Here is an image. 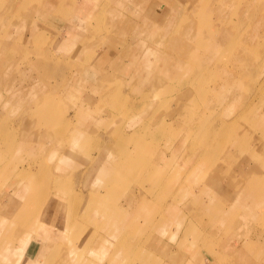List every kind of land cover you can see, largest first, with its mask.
Instances as JSON below:
<instances>
[{
  "label": "rangeland",
  "instance_id": "rangeland-1",
  "mask_svg": "<svg viewBox=\"0 0 264 264\" xmlns=\"http://www.w3.org/2000/svg\"><path fill=\"white\" fill-rule=\"evenodd\" d=\"M70 1L55 0V8L52 13L47 10L40 14L37 11L32 12L28 17L27 14L22 15L19 11L22 0H0V7L5 8L2 18H0L1 35L14 33L11 39L14 44L9 45V56H5L1 63L3 67L10 70V75L16 76L15 85H17V75L20 73L27 75L25 79L21 78L23 80L21 84L25 85L27 92L24 98L25 102L18 98V101L9 103L4 109L0 125V209L3 195L7 191H15L25 185L31 186L29 187L30 193L39 195L44 206L45 202L50 200L53 195L61 197L56 209V213L60 216L56 218L59 224L65 222L66 226L58 225L62 231L58 232L57 240L58 242L66 240L67 246L63 249L58 246L57 257L47 259V264H73L67 262L66 259L71 251L78 250L81 255L90 247L96 252L97 249H101L98 248L99 245H103V250L108 249L105 245L111 247L106 264L115 251L124 250L130 254H140L143 249H146L145 253L150 255V259H155L153 253L157 249L155 253H158L156 256L159 257V260L157 263L152 260L143 263L137 258L138 264H176L177 254L171 253L170 249L166 250L167 247H161L160 239L156 238L154 233L157 231L160 221L165 220L166 216L175 219L173 222L169 220L167 227L170 230L173 229L175 233L178 229L181 230L184 224L182 230L184 233L181 234L177 244L185 243L186 235L195 234L196 228L200 227L202 230L218 221L220 225L216 224L217 230H223L219 237L214 239L213 244L228 241L232 235H235L232 241H235L236 246L240 245V249L244 248L248 254L253 252L252 256L256 257L253 261L254 264H263L264 0H220L218 4V0H192L190 6L184 9L179 22L174 17L168 18L165 14L168 10L165 4H172L173 0H163V3L153 1L152 8L149 7L147 12L153 10L150 14L145 15L143 21L146 28L152 21V26L148 27L149 31L146 37L134 40L130 35L120 34V37L115 41L111 39L108 41L106 36L102 35L101 37L96 34L95 42H98V45L94 42L91 49L95 52H102L104 46L117 51L121 47L130 46V43L133 42H140L137 47L139 54L143 53L148 56L152 50L153 63L162 68L160 74L162 80L160 83H155L151 92L147 89L151 86L152 81L145 79L147 68L144 69L140 77L137 72L133 78L117 72L112 66L107 72H100L83 69L81 62H76L79 65L72 66L67 64V60L63 61L65 51L68 52L70 49V46L66 48L65 45H69L67 42H72V40L65 43L63 41L64 33L61 30L57 31V29H61V21L67 19L71 23L70 26L74 24L73 28H77L73 32L75 37L81 29L83 30V26L87 33L93 30L89 23L90 14L87 13L78 20L77 16L79 15L70 7L72 4L68 6L69 3H72ZM82 1L83 3H80ZM86 1L89 0H80L78 3L85 5ZM110 1L112 4V0ZM256 1L260 3L262 1L260 8L254 6ZM28 2L26 5H30L26 7L27 11L29 7H32V4H34V9H37L38 6L47 8L49 5L47 0H29ZM149 2L150 0L144 1L145 7ZM177 3L180 7L183 0H177ZM86 7L88 6L86 5ZM115 8L124 15H116L120 20L117 24L122 28L125 26L124 29L128 27L129 21L135 19V14H138V11L131 7L117 6ZM100 12H103V9ZM170 12H173V8L170 9ZM32 18L37 21L36 25L40 29H37L35 36L26 39L25 47L33 51H26L23 55L24 39H17V33L21 35L32 33L31 29L34 26ZM196 27L205 31L210 30V37L206 40L202 35L188 37V33L193 34L191 30ZM239 27L240 30H238ZM169 28L171 33H169ZM223 31L227 33L224 37H222ZM117 32L122 33L121 31ZM241 32H243L242 35ZM212 36L220 44L215 50L209 51L212 54H209L207 61L205 56L208 58V54H205L204 51L208 46L207 42L213 38ZM75 39L77 38H74V42ZM49 51L52 54L56 52L61 56V59L57 60L59 65L56 71L57 77L38 70L41 68V63H38V59H40L37 57L38 54ZM109 52L112 54L110 50ZM121 58H123L122 68L129 65L127 62L130 60ZM76 61H79V57ZM105 62L106 67L107 63L112 61L106 58ZM18 65L21 68L24 66L25 71L17 72ZM89 66L88 64L87 67L90 68ZM133 66L134 64L131 63L130 68ZM98 76L103 79L102 82H99ZM49 80L51 81L49 82ZM164 82L166 83L165 91L162 93L159 87ZM49 83L52 86L56 83L57 106L54 108L53 115L52 112L40 115V111H35V107L39 108L43 103L42 98L49 91L54 90H50ZM67 85L70 90L69 96L64 97V102L60 103L59 93H63ZM3 92L5 94L9 92L7 96L16 99L17 89L15 87L3 89ZM126 95L137 98L134 109L126 104ZM86 96L93 97L97 101L101 96V101L115 103L116 112L120 113L119 119L111 121V124L107 126L112 129V136L108 138L114 139L113 153L109 158L116 163L118 170L122 171L125 177L110 186L106 185L108 187L105 190L111 196L103 201L95 200V203L89 200L83 208L84 211L72 218L75 201L67 204L62 202L66 197V191H70V187L63 180L64 178H58L54 174L52 176L48 169L52 159H56L62 152H70V156L74 157L73 161L80 165L74 167L78 174L77 178L74 176L75 185L74 190L72 189L74 193H77L81 187L80 169H86L88 172L94 168L97 169L98 161L103 156V150L97 148L96 141L90 142V148L85 152L81 150L82 147L78 143L68 145L70 138L67 137V134L72 123L68 122L65 116L71 115L74 109H76L73 113L75 117L81 118L76 112H82L88 108L89 114L92 115L90 125L96 126L97 123H100L99 129L104 125L101 121L104 120L107 123L108 117L111 116L103 108L95 109L93 107L95 104L92 102L85 104L83 101ZM151 99L155 101L150 105ZM76 102L79 103L76 104ZM150 106H152L153 112H157L162 118L155 114L156 116L153 115L148 122H136L133 119L134 114L138 115L143 110L150 112ZM105 108L110 109L109 107ZM141 108L143 109L139 111ZM21 121L34 126L36 133L40 132L46 135L44 141H41L42 143L37 146L38 149H32L31 142L25 143L24 140L23 144H30L22 150L19 151L17 148L12 151L9 148L7 144L9 138L22 140V137L18 138V134H21L14 126ZM99 129L93 130L92 135L96 138L99 134L100 140L103 137L108 139L105 133L99 132ZM130 130L132 135L129 136ZM61 132H64L63 135L66 139H59ZM102 135L104 136L102 137ZM46 147L48 150L44 151ZM157 153L159 159H164L165 163L157 161ZM87 157H89V161L86 160ZM177 164H181L182 169L177 168ZM4 168L6 169L4 170ZM183 170L184 173L181 172ZM193 177H197L199 180L192 183ZM125 178L126 180L139 181L136 184L135 182L130 184L125 181ZM56 179L60 180L61 186L54 184ZM237 187H239V191L249 195L248 200L256 203L253 212L261 214V216H252L244 203L238 201V196L235 193ZM91 191L87 194L89 195ZM207 191L213 195L208 197L211 200L210 204L202 202L207 199ZM193 192L194 195L197 194V198L195 199L194 195L187 197L185 208L177 203L178 216L184 215L180 220L175 217V214L170 215L167 207L165 209L166 202H170L171 199L180 202L181 200L178 199L192 195ZM124 193L125 205L122 204ZM50 194L51 196L48 198ZM20 195H22L21 192ZM142 196L152 200L151 206L145 204L146 200ZM198 199L201 200L197 202ZM77 201L83 204L85 200L82 201L80 198ZM247 201L243 200V202ZM200 206L205 208L203 207V210L199 211ZM123 207L137 208V213L128 214L127 210L121 209ZM43 218L47 222L54 220L49 216H43ZM70 219L74 222V235L71 232V226H69V230L65 229ZM46 220L33 221L31 217L22 225L25 228L35 229L38 227L37 223H44ZM182 220H184L183 224L180 222ZM16 227L14 226V228ZM14 228L10 229L9 238L12 237ZM32 229H28L29 235L33 239H38L39 235L31 234H37V231H32ZM163 229L164 227L161 230ZM85 235L90 237L91 245L86 246L81 242V238ZM192 235H187V237L193 238ZM176 238L177 235L175 239L173 235L172 240H177ZM37 241H30V254H33L34 250L38 248ZM111 241L113 242L111 243ZM13 243L17 244L15 241ZM206 244L208 243L205 241L201 242L204 247ZM13 247H15L14 244ZM23 250L20 247L15 249L6 246L5 249L0 248V264H16L13 258L15 256L20 258ZM161 250L163 251L161 252ZM164 252L169 253L163 254ZM208 252L205 251L204 254L206 253L207 256L210 254L209 258L212 260L211 256L214 253L213 251ZM225 254L222 255L221 252L216 255L222 259L227 256ZM80 255H76V257ZM6 258L10 262H7ZM76 259L78 258L73 257V261Z\"/></svg>",
  "mask_w": 264,
  "mask_h": 264
},
{
  "label": "crops",
  "instance_id": "crops-1",
  "mask_svg": "<svg viewBox=\"0 0 264 264\" xmlns=\"http://www.w3.org/2000/svg\"><path fill=\"white\" fill-rule=\"evenodd\" d=\"M144 1H147V0H112V4H111L110 0H89L88 2L90 3V6H88L87 10L85 9V5H80L78 3V2H80V0L70 1L72 3H69L68 6L72 4L70 7H71V9H73L77 13V15H79V16H77V18H79V17L82 18L84 15H87V13H88V15L90 14L89 23L91 24V26L93 27L92 29H94V30L87 33L84 30L85 26H83V30L81 29L79 31V34L77 35V37H75L76 35L73 32L77 28H73L74 24L70 26L71 23H69L67 19L66 20L63 19L61 21V29H57V31L61 30L64 33L63 34V41L65 43L67 41L72 40V42H67V43H69V45H65V46H67L66 48H68V46H70V49H68V50L71 52L65 51L64 61L67 60L68 63L71 65H79L77 63L81 62V66H83V69L87 68L91 71L96 70V71H100V72H103V71L107 72L109 70V67L112 66L114 69L117 70V72L124 73L127 75V77L135 78L137 72H139L138 76L140 77V75L143 73L144 69L146 68V67H143L141 65V61H143L145 59V57L143 56V53L139 54V49L135 47V44H136L135 42L130 43L131 44L130 46L121 47V49H119L117 51H113L112 48L108 49L107 46H104L102 52H98V51L95 52V50H91V49L94 46V42L96 41V38H95L96 34H97L96 36H101V37H102V35H104V37L106 36L105 38L108 41H109V39L115 41L116 39H118L120 37V34L130 35V37L134 40L140 39V37H142L141 32L144 30V25H143L144 24V22H143L144 17L147 14L146 11L149 8V5L151 4V2L153 0H150L149 4L146 5V7L144 5ZM154 1H156V2L158 1L160 3L164 2L163 0H154ZM97 3H99V4H97ZM128 5H130V6H128ZM117 6H120V7L127 6V7H131V8L138 11L137 12L138 14H135V19L133 21H131V22L127 21L128 22L127 25L129 28L126 27L124 29L125 26L122 28V26H119L117 24V22H119L120 20L118 19V17L116 15L124 16L120 11H118V9L115 8ZM102 8H103V12H100V10ZM71 12H72V10H71ZM68 14H69V12H68ZM31 21H32V24L34 25V26H32L33 29H31L32 33L28 32V31H27L28 34L24 33L23 35H21L20 33H17V39L18 38L24 39V41H23L24 44H22V47H25L26 39H28V37H31L33 35L35 36L37 29H40V27L38 25H36L37 21H35L34 18H32ZM79 26H81V23H79ZM135 26H136V28L134 29ZM70 30H71V33H70ZM45 31H46V29H45ZM117 31H121L122 33H119ZM60 32L59 33L57 32V33L60 34ZM85 33H86V35H85ZM13 34H14L13 32L8 33L6 35L0 34V39H2L1 36L6 39V40H3L1 42H4L6 44L14 43L11 41ZM74 38H77V39H75V42H74ZM121 39H122V37H121ZM61 40H62V38H61ZM99 41H101V40L99 39ZM95 44L98 45V42H95ZM87 49L89 50L88 52H87ZM105 49H107L108 51ZM109 50L111 52L113 51L112 54L109 52ZM116 52H118V53H116ZM48 53H51V51H49ZM82 54H84V55H82ZM117 54H119V55L117 56ZM53 55L55 57H59L61 59V56L57 55L56 52H54ZM80 55H81V57H80ZM78 57H79V61H76ZM121 57H124L125 60H127V61L130 60L129 62H127L129 65L124 66L125 68L124 67L122 68L123 58H121ZM106 58H108L112 62L107 63V66L105 67V65H106L105 59ZM1 61H2V57L0 58V63H1ZM90 61H91V63H90ZM130 62L132 64H134V66L132 68H130V65H131ZM88 64L90 66L92 65V67L88 68L87 67ZM94 64L96 66H93ZM40 65H41L40 66L41 68L38 69L39 71H45V72H48L49 75H51L53 77H55V76L57 77L56 71H57V68L59 66L57 63L52 66L51 62L43 61V63H41ZM60 67H61V65H60ZM151 67H152V65H151ZM151 67L147 68V71H150ZM59 70L62 71V69H60V68H59ZM20 71H23V72L25 71L24 66H22V68L20 65L17 66V72H20ZM154 72L156 74V71H154ZM158 76L159 75L156 74V76L145 77V79H147V81H149V79L152 81L151 86L147 89L149 92L152 91L156 82L160 83ZM117 77L122 78L121 76H117ZM97 79L99 80V82L103 81V79H100L99 76ZM5 80H7V81H5ZM13 80H14V76L9 74V71L6 70L5 67H3V64L0 65V125H1L2 119H3L4 109L10 103L8 100H6L7 95L3 92V89L6 90V89H9L11 87L12 88L15 87L17 89L16 98L17 99L20 98L23 102H25L24 101L25 97L20 96V93H19L20 92V89H19L20 85L18 84V75H17V85H15L16 82H14ZM50 81L51 80H49V82ZM68 86L69 85L66 86V89L64 90L63 93H61V92L59 93L60 103L64 102V97L69 96L70 90H69ZM48 87L50 88V90L51 89H54V90L49 91L45 96H47L49 94L51 95L53 92L57 91L56 83L54 86H52L49 83ZM144 89H146V88H144ZM24 90H25V87H24ZM23 93L24 92H22V94ZM135 94H136V91H135ZM18 95H19V97H18ZM100 97L101 96H99L98 101H97V100H94L93 97L86 96L84 101H83L85 104L92 102L93 104H95L93 106L95 109L99 110L100 108H103L104 111H106L107 113H110L111 116L108 117V121H110V122L108 123V121H107V123H106V121H104V120L101 121L104 125H102L100 127V129H99L100 123H97L96 126L94 124L90 125V123H92V121H91L92 115L89 114L88 108L82 112L81 111L76 112L80 115L81 118H76L75 115L73 114L76 109H74V111L71 115L69 114V115L65 116V119L68 122L70 121L72 123L70 129L68 130V138H70V144H68V145H73V144L78 143L82 147L81 150L85 152L86 150H88L90 148L89 143L96 141L97 142V148L103 150V156L100 157V159L98 161L97 169L95 170V168H94V169L90 170L89 172L86 169H80L81 171L79 172L80 173L79 175L82 177L80 179L82 181L80 183L81 187L77 193H74V191H73L74 185H75L74 176H75V178H77V176H78V174H76L77 169L74 167H79L80 165L76 164L73 161L74 157L70 156V152L66 151L68 154H65V155L62 152L58 155V157L56 159H52V161L49 165V169H48L52 176L54 174L58 178H61V179L64 178L63 180L70 187V191H66L67 192L66 197L63 198L62 202L67 204L68 202L71 203V201L74 199L73 201H76L78 203V207H77V211H76L78 213L81 211H84L83 208H84L86 202L89 201V195L90 194L95 197V200L102 201L105 198H108L109 196H111V195H108L109 193L106 192V190H105L106 187L110 186V184H112V183L114 184L116 181H120L123 177H125L124 173L122 171L118 170L116 163H114L105 154V151L107 149H112V151H113L112 145H113V141H114V139L108 138L109 136H112L111 135L112 129H109V127H107V126H109L111 124V121L119 119L120 113L116 112L115 103H112V102L106 103L105 101H101ZM10 98L14 99V97H10ZM102 98H104V97L102 96ZM110 100H111V98H110ZM136 100H137L136 97H134V96L130 97V96L126 95L125 102L128 106H132L133 109L136 107ZM154 101H155L154 99H151L149 101L150 105ZM77 103H79V102H76V104ZM105 107H109L110 109L105 108ZM143 108L145 109L146 107L144 106ZM143 108H141L139 111H141ZM154 108H156V107L154 106ZM103 109H101V110H103ZM112 110L114 111L113 114H112ZM144 111L145 110H143V112H139L138 115H137V113L134 114L133 119H135L136 122H138V121L139 122H144V121L148 122L150 119H152V117L155 113L152 110V106H150V112H144ZM144 115H146V116H144ZM159 117L162 118V116H159ZM103 127H104V130H103ZM105 127H107V128H105ZM98 129H99V132L101 134L105 133V135L107 136L108 139L104 138L103 137L104 135H102L103 138H102V140H100L101 137L99 134H97L98 137L95 138L91 132H94L93 130H98ZM17 131L22 132L24 136H28L27 138L25 137V139H23V140L30 141L31 142L30 145H31L32 149L33 148L38 149L37 146H39L44 141V138H46V135H44L40 132L36 133L34 131V126H30L23 121L20 122L19 127H17ZM130 135H132L131 130L129 132V136ZM47 150H48V147H46L44 149V151H47ZM118 150H120V149H118ZM157 157H158L157 161H162L165 163L164 159H162V160L159 159L158 153H157ZM86 160L89 161V157H87ZM156 166L158 167V165H155V167ZM176 167L181 168L182 165L177 164ZM181 172L184 173V170ZM117 176H119L120 179H118ZM198 180L199 179L197 177H193L192 183H196ZM125 181L130 183V184H134V182H135V184H136V183H138L139 180L138 181L137 180L132 181V180H128V179L126 180V178H125ZM106 185H108V186H106ZM203 188H205V187H203ZM90 190H92V191L88 195L87 193ZM20 192H21V190H20V188H18L15 191L14 190H12L11 192L7 191L3 195L2 202H1L2 205H1V209H0V217H1V219H0V243L6 247H11L13 249L19 248V247H20V249H24L22 256L21 255L19 256L20 258H16V256H15V258H13V260H15L16 264H47V259L51 258V254L55 250H57L58 246L62 249L64 248V246H67L66 240L65 241L61 240L59 242L57 240V238L59 236L58 232L62 231L61 230L62 228L58 227V225H60V224L56 218L57 216H60L56 213V209L58 208V205L53 206L50 209V212H49L50 214L48 215L50 217V219L54 218V220H51L48 222L44 221V223H37L38 227H36L35 229H32L30 227L25 228V227H23V225H20V223L24 220V217H25V220L28 218L30 219L31 217L33 218V221L41 220L39 217H40L42 199L40 200L39 195H35V193H31L26 198H24L23 195H20ZM21 193L24 194L23 192H21ZM76 194L78 195L77 197H76ZM203 194H205V193H203ZM193 195H194V192L192 193V195H187L186 197H184L182 199H178V200H181L180 202L171 199L170 202L165 203L164 207H165V209L167 207L168 212H170L169 213L170 215L175 214V217L179 218V220H180L181 217H183L184 215L181 214L183 216H178L179 208H178L177 203H179L183 208H185V206L187 205L185 203L186 198L189 196H193ZM206 195H207V199L205 201L202 200V202L210 204L209 201H211V200L208 197H211L213 195L208 193V191H207ZM50 196H51V194L48 196V198H50ZM124 196H125V193L123 194V198H124L122 200L123 205H125V203H124L125 197ZM215 196H217V195H215ZM57 198L61 199V197H59L58 195H53L52 198H50V200H57ZM80 198L82 199V201H83V199L85 200L83 204H82V202L80 203L79 201H77ZM142 198H144L145 200L148 199L145 196H142ZM194 198L195 199L197 198V194L194 195ZM200 200L201 199H198L197 202H199ZM45 204H46V202H45ZM151 204H152V200H150V204H148V205L151 206ZM131 208L132 207H123L121 209L127 210L128 214H134L135 212L137 213V208H133V209H131ZM206 211H208V209ZM180 212H181V210H180ZM165 218H166L165 220L160 221V223H159L160 225H159V227H157V229H156L157 231H155L154 233H155L156 238L160 239L161 247H163V246L167 247L166 250L170 249L171 253L177 254L178 257L175 261L176 264H218V263H223V262L232 263V264H254L253 261L256 257L252 256L253 252L251 254L246 253L244 248L240 249V245L236 246L235 241H232L234 239L235 235L234 236L232 235V237H230L228 241L225 240V242L220 241L218 243L213 244V241H215L214 239H217L223 230V229L217 230L216 224H219L218 221H217V223H213L211 226L204 227V229H202V230H200L201 229L200 227L196 228L195 234H193V235L187 234V235H192L193 238H188L186 235V237H185V238H187L186 242L180 245L177 243H178V239L180 238L181 234L184 233L182 231L184 229V224H183L184 220L180 221L183 224L182 229L181 230L178 229L177 233H175V231H173V229L170 230L169 228H167L169 220H171V222H173V221H175V219L174 218L171 219L169 216H166ZM188 221H189V219H188ZM14 226H17V227L14 228ZM163 227H164V229L161 230ZM11 228H14V229H12L13 235H12V237L9 238V235H10L9 230ZM218 228L220 229V226ZM28 229H30V230L32 229V231H37V234L36 233H31V234L39 235V238L38 239L31 238V235H29ZM198 232H200V234H198ZM173 235H174V239L177 235V238H176L177 240H172ZM31 240H38L37 242L39 243L38 248L34 250L33 254H30V252H29V249H30L29 243H31L30 242ZM13 241H15L17 244L13 243ZM202 241H205L208 244H206V246L204 247L201 245ZM112 242L113 241H111V243ZM13 244L15 245V247H13ZM102 247H103V245L98 246V248H101V249H102ZM105 247H107L108 249L107 250L97 249L96 252L94 251V249L88 247V249L83 251L81 253V255H80V252L78 250L71 251L66 257L67 262H72L73 264H106V261H107L108 256H109V250L111 247H108L106 245H105ZM145 250L146 249H143L142 252H140V254L139 253L130 254L124 250L115 251L114 253L111 254L107 264H138L136 262L137 258H139L141 261H143V263L145 261H150V260L157 263V261L159 260V257L156 256V254H158V253H155V251L157 249H155V251L153 253L154 254L153 258H155V259H152V258L150 259V255H147L145 253ZM208 250H210L209 252L213 251V253H214V255L211 256V257H213L212 260H210V258H209L210 254H208L209 253ZM162 251L163 250H161V252ZM205 251L208 252L207 254L209 256H207L206 253L204 254ZM221 252H222V255H223V253L224 254L226 253L225 255H227V256H224L223 258L221 257L222 259L218 258V256L216 254H219ZM168 253L169 252H164L163 254H168ZM76 255H80V256L76 257ZM73 257L78 258V259L73 261ZM219 259H220V261H219ZM7 262H10V260L7 259Z\"/></svg>",
  "mask_w": 264,
  "mask_h": 264
},
{
  "label": "bare ground",
  "instance_id": "bare-ground-1",
  "mask_svg": "<svg viewBox=\"0 0 264 264\" xmlns=\"http://www.w3.org/2000/svg\"><path fill=\"white\" fill-rule=\"evenodd\" d=\"M29 0H22V4H21V7L19 8V11H20V13L22 14V15H24V14H27L28 15V17L31 15V13L32 12H37V11H39L38 13H40V14H43L45 11H49V12H53V10H54V8H55V0H47L48 2H49V5H48V7L47 8H43V7H41V6H38V8L37 9H34V4H32V7H29V9H28V11L26 10V7L27 6H29V5H26V4H28L29 2H28ZM32 1H34V0H32ZM154 1V0H153ZM153 1L151 2V4L149 5V7H151L152 8V5H153ZM192 0H183V3L181 4V6L179 7L178 6V3H177V0H173V2H172V4H170V3H167V4H165V7H168V10L166 11V15H167V17L168 18H172V17H174V19L175 20H177L178 22H179V20H181V18H182V15H183V13H184V9L185 8H187V7H189L190 6V4L192 3L191 2ZM218 2H220V0H218L217 1V4H218ZM80 3H83V1L82 2H80ZM86 5L87 6H90V3L88 2V1H86V4H85V7H86ZM260 5L262 6V1H261V3L260 2H255L254 3V6L257 8V7H259L260 8ZM87 9H88V7H86ZM171 8H173V12H170V9ZM0 9H1V11H0V18H2V13H4L3 11H4V7H0ZM103 9V8H102ZM102 9L100 10V11H102ZM180 9V10H179ZM193 9V8H192ZM152 10L153 9H151L150 10V12H147L146 11V13L148 14H150L151 12H152ZM252 11L254 12V9H253V7H252ZM194 12H195V9H194ZM261 17V16H260ZM31 18V17H30ZM81 17H79L78 19H80ZM209 21H210V19H209ZM177 22V23H178ZM211 22V21H210ZM152 26V21L150 22V24L147 26V28L146 27H144V30L141 32V36L142 37H146V35H147V33H148V31H149V29H148V27L149 26ZM94 30V29H93ZM93 30H91V31H93ZM238 30H240V27L238 28ZM171 30H170V28H169V33H171L170 32ZM192 32H193V34L192 33H188V37L189 36H191V35H197V36H203V37H205V40L206 39H208V37H210V30H208V31H205V30H203V29H200V28H198V27H196V28H193L192 30H191ZM224 32V31H223ZM16 33V32H15ZM70 33H71V30H70ZM0 34H1V32H0ZM243 34V32H241V35ZM170 35V34H169ZM227 35V33L226 32H224L223 33V35H222V37H224V36H226ZM213 38H211V41L210 42H207V44H208V46H207V48L205 49V54H208V58L205 56V58H206V60L208 61V59H209V54H212V53H209V51H212V50H215L218 46H219V44L220 43H217L216 42V40H215V38H214V36H212ZM1 38L2 39H0V58L2 57V59L3 58H5V56H7L8 54H9V52H10V49H9V45L10 44H14V43H9V44H6V43H4V42H1V41H3V40H6L5 38H3L2 36H1ZM139 43L140 42H137L136 44H135V47L137 48L138 47V45H139ZM28 52V51H33L32 49H30V48H27V47H23L22 48V54L24 55V52ZM41 55H43V56H41ZM9 56V55H8ZM33 56V55H32ZM143 56L145 57V59L143 60V61H141V65L143 66V67H146V68H150L151 67V65H152V67H151V70L150 71H147V69H146V75H145V77H150V76H156V74L157 75H159L158 76V79H159V82H161V80H162V77H161V70H162V68L159 66V65H156V64H154L153 62V56H154V54H153V52H152V50H151V52H150V55H148V56H146L145 54H143ZM37 57H40V59H38L39 61H38V63L40 64V63H42L43 61H46V60H48L49 62H51V64H52V66L53 65H55L56 63H57V60L58 59H60L59 57H55L53 54H51V53H40V54H38V56ZM64 61V60H63ZM204 62H206V61H204ZM58 64V63H57ZM67 64H69V63H67ZM0 65H2L1 63H0ZM69 65H71V64H69ZM73 66V65H72ZM89 67H92V65L91 66H89ZM6 70H8V69H6ZM8 71H10V70H8ZM154 71H156V74H155V72ZM23 73H20L19 75H18V84H20V96H23V97H26V95H27V92L24 90V87H25V85H22L21 84V82L23 81L21 78H23L24 77V79H25V77H27V75L25 76V75H22ZM16 79V76L14 77V80ZM164 79H165V81L167 82V80H166V78L164 77ZM13 80V81H14ZM167 84H168V82H167ZM165 85H166V83L164 82V83H162L161 85H160V87H159V90H160V92H164L165 91ZM24 86V87H23ZM22 92H24L23 94H22ZM9 93V92H8ZM7 93V94H8ZM6 94V95H7ZM57 95H58V92L56 91V92H53L51 95L49 94V95H47V96H45V97H43L42 99H43V103H42V105L39 107V108H36L35 107V111H40V115H42V113H51L52 112V115L54 114V112H55V110H54V108L57 106V104H56V102H57ZM18 97H19V95H18ZM6 100H8L10 103H12V102H14L15 100L16 101H18L17 100V98L16 99H12V98H10V97H8V96H6ZM15 101V102H16ZM41 102V101H40ZM39 102V103H40ZM161 111H162V109H161ZM159 117V115L157 114V112H155L154 113V116H156V115ZM19 125H20V123H17L16 125H14L15 126V128H17V127H19ZM52 125H54V124H52ZM19 133L21 134V135H19L18 134V138H21L22 137V140L21 141H18V140H15V139H11V138H9L8 140H7V144H8V146H9V148L12 150V151H14V150H16L17 148H19V151L20 150H22L23 148H25V147H27L30 143H28V144H23L24 143V141H23V139H25L24 138V135H23V133L22 132H20L19 131ZM63 133L64 132H61L60 134H59V139H66V137L64 138V135H63ZM65 136H66V134H65ZM67 137H68V134H67ZM2 139H3V141L6 143V140L2 137ZM62 141V140H61ZM28 141H26L25 143H27ZM138 148V150H139V147H137ZM135 151H136V148H135ZM64 153V155L65 154H68L67 152H63ZM112 153H113V151H112V149H107L106 151H105V154L107 155V157L109 158L110 156H112ZM96 161V160H95ZM9 166V165H8ZM6 168H9V167H6ZM6 168H4V170L6 169ZM117 178H119V176H117ZM219 180V179H218ZM246 181H247V179H246ZM245 181V182H246ZM54 184H57V185H60L61 186V184H60V180L59 179H56L55 180V183ZM211 185V184H210ZM29 187H31L30 185H25L24 187H22V188H20V190H21V192H23L24 194H22L23 196H24V198H26L29 194H31L30 193V189H29ZM239 189V187H237V189L235 190V193L237 194V196H238V201L239 202H242V203H244V205H245V207H246V209L248 210V212H250L251 214H252V216H261V214H256V213H254L253 212V210L255 209V204L256 203H254L252 200H248L249 199V195L248 194H246L245 192H243V191H239L238 190ZM106 199V198H105ZM104 199V200H105ZM59 200L60 199H58L57 198V200H49V201H47L46 202V204H45V206L44 205H41V211H40V219L41 220H46V219H44L43 218V216L44 217H47L50 213V209L53 207V206H57V205H59ZM74 200V199H73ZM72 200V201H73ZM89 200H90V202H94L95 201V197L94 196H91V195H89ZM150 200L151 199H147L146 200V205L147 206H149L148 204H150ZM243 200H248L247 202H243ZM103 201V200H102ZM89 202V201H88ZM95 203V202H94ZM94 203H93V207L95 208L96 206H94ZM214 206V208L216 209V207H215V205H213ZM258 206V205H257ZM77 207H78V203L75 201V203H74V208H73V216H72V218L73 217H75L77 214H78V212H76L77 211ZM198 210L199 211H202L203 210V206H200L199 208H198ZM80 213V212H79ZM43 218V219H42ZM71 218V219H72ZM70 219V221L68 222V226L65 228V229H68L69 228V226H71V232H72V234L74 235V222L72 221ZM26 220H29V218L28 219H26ZM25 217H24V220L20 223V225H22L25 221ZM47 221V220H46ZM113 224H115V222L113 221ZM60 226L61 227H63V226H66V224H65V222H62V223H60ZM69 230V229H68ZM10 231V230H9ZM89 236H83L82 238H81V242L84 244V245H86V246H88V245H91L92 244V242L91 243H89ZM64 247H66V246H64ZM0 248H2V249H5V246L4 245H2L1 243H0ZM126 249L128 248L127 246L125 247ZM4 251V250H3ZM16 255V254H15ZM57 255H58V252H57V250H55L52 254H51V258H54V257H57Z\"/></svg>",
  "mask_w": 264,
  "mask_h": 264
}]
</instances>
